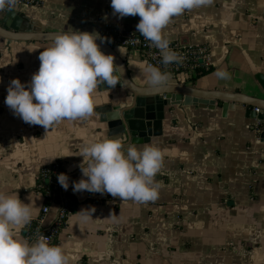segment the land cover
I'll return each mask as SVG.
<instances>
[{"label": "crops", "instance_id": "crops-1", "mask_svg": "<svg viewBox=\"0 0 264 264\" xmlns=\"http://www.w3.org/2000/svg\"><path fill=\"white\" fill-rule=\"evenodd\" d=\"M19 12L43 31L101 34L106 26L136 25L140 19L114 15L111 0H40ZM163 31L170 42L209 48L208 72L191 80L168 76L167 83L261 96L257 75L264 76V0H211L173 17ZM51 44L0 38V191L28 203L34 220L45 203L36 190L37 175L42 167L61 163L69 177V187L61 189L76 201L55 240L67 264H264V130L247 115L250 108L173 94L164 106L160 135L123 143L125 136L109 135L96 112L130 101V92L118 86L94 91L96 109L89 118L64 119L48 129L29 124L5 104L7 86L13 78L27 85L39 68L40 51ZM114 48L132 82L150 86L139 51ZM218 69L229 78H218ZM102 139H120L125 152L131 145L162 151L155 201L73 191L72 182L82 177L80 149ZM89 207L95 209L90 222L78 224L77 211ZM57 210L50 206L44 226ZM28 225L13 227L17 238L27 240Z\"/></svg>", "mask_w": 264, "mask_h": 264}, {"label": "clouds", "instance_id": "clouds-1", "mask_svg": "<svg viewBox=\"0 0 264 264\" xmlns=\"http://www.w3.org/2000/svg\"><path fill=\"white\" fill-rule=\"evenodd\" d=\"M17 3L18 0H0V10L12 9ZM210 3L211 0H111V8L120 18L138 15L136 30L160 51L162 63L168 65L182 57L169 47L170 40L163 30L173 17ZM98 39L103 37L95 31L56 33L51 46L40 51L39 68L27 85L19 78L11 79L5 104L24 122L45 129L64 119L91 117L96 109L93 93L98 85L104 83L111 88L118 82L122 87L127 83L122 66L114 63L112 54L101 50ZM141 67L152 88L167 86V73L152 64ZM215 75L229 78L223 69ZM79 155L83 157L79 165L82 177L72 182L74 192H106L120 200L140 203L158 198L155 177L164 154L157 146L137 149L131 145L125 152L120 139H102L85 142ZM57 180L64 189L69 187L66 173L57 174ZM94 211L92 207L81 208L77 223L87 225ZM33 216V208L18 195L0 191V264H67L63 249L49 244L43 236L32 242L16 237L13 227L29 224Z\"/></svg>", "mask_w": 264, "mask_h": 264}, {"label": "water", "instance_id": "water-1", "mask_svg": "<svg viewBox=\"0 0 264 264\" xmlns=\"http://www.w3.org/2000/svg\"><path fill=\"white\" fill-rule=\"evenodd\" d=\"M127 30H134L136 25H125ZM58 32L71 31H43L34 25L31 20L17 7L9 9L0 16V38L10 41H36L53 42V37ZM101 50L114 56V63L122 66L123 79L127 80L125 88L130 92V101L121 106L104 105L96 112L101 121L107 123L109 135H124L123 143L147 142L151 136L161 134V122L164 116V106L170 103V95L178 94L201 100L240 103L250 109L247 115L256 118L264 130V76L257 75L260 86V97L249 96L237 90H205L182 83H167L163 88L151 86H138L129 78L124 61L116 53L115 48L103 39L97 40ZM121 86L118 82L115 87ZM100 90L110 89L104 83L98 86ZM113 88V87H111ZM253 108H259L255 113ZM55 241L52 242L55 245Z\"/></svg>", "mask_w": 264, "mask_h": 264}, {"label": "built area", "instance_id": "built-area-1", "mask_svg": "<svg viewBox=\"0 0 264 264\" xmlns=\"http://www.w3.org/2000/svg\"><path fill=\"white\" fill-rule=\"evenodd\" d=\"M39 2L40 0H18L15 7L19 11L22 6H37ZM7 10L9 8L6 7L0 11L5 12ZM100 36L112 47L123 46L138 50L145 64H152L160 68L168 76L176 77L182 75L186 79L191 80L196 76L200 68L208 67L207 56L209 48L205 45H186L178 40L171 41L169 47L176 51L182 59L164 65L160 51L150 41L140 35L139 32L136 34L132 29L127 30L123 23L106 26ZM253 110L255 113L259 112V108H253ZM61 168V163L54 162L42 167L37 175L36 190L43 195L45 203L41 206L37 218L32 220L26 228L25 237L30 242L38 236H43L49 244H52L65 226L66 219L71 213V199L62 193L63 190L57 180V174L60 173ZM57 196H59V199L55 200ZM47 199L49 202H46ZM52 204H55L58 208L56 216L49 225L44 226L42 220L49 212Z\"/></svg>", "mask_w": 264, "mask_h": 264}, {"label": "trees", "instance_id": "trees-1", "mask_svg": "<svg viewBox=\"0 0 264 264\" xmlns=\"http://www.w3.org/2000/svg\"><path fill=\"white\" fill-rule=\"evenodd\" d=\"M179 42H180V41H179ZM209 70H210L209 67H202V68H200V69L197 71V74H196L195 77H197V76H199V75H202V74L208 72ZM62 172H63V169L61 168L60 173H62ZM62 193L65 194V195H67V196H69V198L71 199V212H72V211L75 209V205H76V201H75V199H74L72 196H70L69 194L65 193L64 191H62ZM58 199H59V196H57V197L55 198V200H58ZM46 202H49V200L47 199Z\"/></svg>", "mask_w": 264, "mask_h": 264}, {"label": "bare ground", "instance_id": "bare-ground-1", "mask_svg": "<svg viewBox=\"0 0 264 264\" xmlns=\"http://www.w3.org/2000/svg\"><path fill=\"white\" fill-rule=\"evenodd\" d=\"M22 7H25L26 8L27 6H22Z\"/></svg>", "mask_w": 264, "mask_h": 264}]
</instances>
